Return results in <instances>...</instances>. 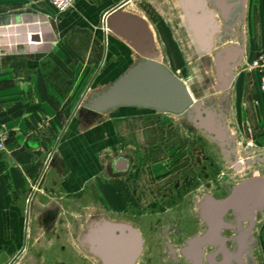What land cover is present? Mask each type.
Returning a JSON list of instances; mask_svg holds the SVG:
<instances>
[{
    "label": "rangeland",
    "instance_id": "1",
    "mask_svg": "<svg viewBox=\"0 0 264 264\" xmlns=\"http://www.w3.org/2000/svg\"><path fill=\"white\" fill-rule=\"evenodd\" d=\"M91 1L92 3L106 2V0ZM250 1L246 0L247 8ZM48 5V2L43 5L33 4L30 0H0V25L5 24L7 19L13 17L40 14L47 19H44L46 23L40 26L44 31V37L49 40L53 36L52 29H56L57 26L49 21L51 18L47 16L52 15L59 27L64 26V21L62 19L63 12L54 13L53 8L50 5L49 8ZM127 9L136 13L143 10L151 16L163 60L175 74L186 81L194 97V102L201 106H209L214 114L222 120L232 141L235 157L233 163L222 152L220 145L192 127L191 119L184 115L150 113L144 110L133 112L137 110L128 107L132 113H120L116 110L101 115L93 121L85 122L81 117L80 108L77 110L75 118H80L83 122L81 124L78 121V126L81 125L79 128L90 129V126H93L88 130L92 138L91 145L93 142L101 145L100 142L104 140H119L122 133L128 134L127 132L130 131L125 139L133 141L129 143V150L136 160L135 170L139 171L138 169L143 166L146 169H143L142 172L147 176L146 184H149L150 179H152L151 183L157 180L156 184L161 185V189L168 190L163 194L158 193V195L150 197L148 208L151 217L148 219L145 215L146 217L142 219L150 220L151 224H153V220H157V223L155 229L153 225L144 227L145 233L150 236V241L152 238L169 236L171 239L173 237L175 243H178L183 237L190 234V226H186V218L196 212L197 202L204 196L213 194L216 197H223L235 185L248 177L255 175L264 177V91L258 89L259 73L251 68L252 61L264 51V45H259L255 48L256 50H252L250 37L246 33V31L249 32V28L245 27L247 23L246 10L243 11L244 14L239 18L237 24L229 27L230 29L222 27L221 30L225 32L222 31L216 35V51L228 45H237L242 48L240 61L231 73L229 86L222 88L217 85V77L216 86L214 82H206L204 79L206 74L202 73V68L195 64L193 55L187 53L179 34L180 25L175 22L176 10L170 0H130ZM73 10L75 9L73 8ZM93 26L96 28L95 25ZM20 28L19 26L17 29L20 30ZM60 32L62 36V31ZM103 35L102 42L103 45H106L105 34ZM18 42L21 41H17L16 44H19ZM12 43L15 42L12 41ZM111 48L112 46L110 47L109 44V49L111 50ZM100 49H102V45ZM23 51L24 46L19 44L15 50L13 49L12 54L0 56V62H6L11 69L18 70V74L21 75L27 67L26 59L23 58L25 56L21 54ZM119 51L120 55H123L125 49L119 48ZM117 58V55L112 51L107 61H104L103 56V61L94 68L96 69L94 76L102 69L111 70L115 65L123 64L122 69H125L127 65L133 64L136 60L130 56L120 63ZM101 84L96 85L95 91L106 85ZM83 100L81 99V101ZM123 116L124 120H122ZM64 118L66 116L62 117L63 121ZM45 119L41 123L42 128L46 127V122H48V119ZM154 141H158V143L151 145ZM154 148L155 152L152 151ZM5 149L6 145L0 152V157ZM98 156L100 159L102 158L101 153H98ZM14 166L21 170L20 164H14ZM150 167H155L152 172L156 175L155 178L149 171ZM170 169L172 170L170 171ZM5 170L6 168L0 162V182L5 190L4 195L0 197V203H8L6 210L0 211V264H4L10 255L9 238L19 231L24 197L34 181L26 179L25 186L21 189V186L17 185L19 179L16 174L12 176L14 179H11L10 174H6L5 179H1ZM51 177L48 180V187L57 189L46 191V195L42 196L43 199H40L39 204L60 205L61 215L57 226L50 233H43L40 227H35V245L43 251L42 258L38 263L75 264V262H80L88 264L89 260L83 258L81 252L74 249V239L71 237H74L73 231L81 223L83 215L93 208L91 207L93 202L85 192L76 197L70 196L63 190L62 185L54 180L53 176ZM169 178H172V181L163 185V181ZM142 184L144 187L148 186ZM63 185L65 184L63 183ZM86 206L89 207L86 208ZM11 210L14 212L13 221L10 218ZM175 211L179 212V217ZM147 223L145 224L147 225ZM171 223H175L177 227L175 229L167 227ZM2 234L8 237L5 239ZM255 234L259 239L258 246L253 251L256 264H264V212L258 218ZM15 250L16 247L13 248V252ZM147 263L174 264L165 254L163 245L157 246L156 243L150 244L149 249L147 248L140 260V264Z\"/></svg>",
    "mask_w": 264,
    "mask_h": 264
},
{
    "label": "flooded vegetation",
    "instance_id": "2",
    "mask_svg": "<svg viewBox=\"0 0 264 264\" xmlns=\"http://www.w3.org/2000/svg\"><path fill=\"white\" fill-rule=\"evenodd\" d=\"M123 2L124 5L120 7V12L137 18L141 23L139 25L133 23L131 29L116 32L111 24L112 19L119 14H115L113 10L106 14L108 40L106 39L104 61L111 56L109 44L110 47L113 46L112 39H114L127 44L128 48L121 46L125 49L123 55L126 56L122 60H127L130 56L136 60L140 57H149L158 59L169 67L162 58L159 39L151 22V16L143 10H139V13L131 12L127 9L130 0H123ZM170 2L176 10L175 22L180 25L179 34L187 53L193 55L195 64L202 68V73L206 74L204 78L206 82H214L216 86L217 77V85H223L225 80L220 79L218 70H216V52L234 45H228L216 51V34L223 31L217 28L216 7H219V16L226 23L224 25L227 28L226 25L232 20V2L234 1L170 0ZM115 4L117 3H112L106 10ZM240 57L241 52L238 63ZM221 63L230 68V70H223V73L229 77L238 65L237 63L233 66L228 58H222ZM124 70H121L119 74ZM181 79L186 83L183 78ZM131 109L137 110L133 112L144 110L150 113L179 116L147 108L132 107ZM124 118L123 116L122 120ZM192 127L205 134L193 122ZM127 133H122L119 140H104L100 142L101 145L93 142L89 151L97 160L100 169L75 189H68L63 185L68 164L58 155L59 143H55L48 149L43 170L37 175L24 197L19 231L9 238L10 255L4 264H39L38 261L42 258L43 251L35 245V227H40L43 233H50L57 226L61 215L60 205L39 204L42 196L46 195V191L57 189L48 187V180L52 178L51 176L70 196L76 197L85 192L93 202L91 204L93 208L83 215L81 223L73 231L74 237H71L74 239V249L81 252L83 258L89 260L88 264H140L147 248L149 249L150 244L155 243L157 246L163 245L165 254L174 264H256L253 251L258 246L259 239L255 231L258 218L264 212V208L254 209L251 218H243L234 209L225 210L219 215L214 202L225 199L233 189L223 197L209 194L200 201L198 200L196 212L186 218V226H190V234L178 243H175L173 237L171 239L169 236L149 240L150 236H147L144 227L152 225L153 228L156 227L157 220H153L151 224L150 220L146 221L142 218L151 217L148 208L150 197L158 193L163 194L168 190L161 189V185L156 184L157 180L151 183L152 179H150L149 184H146L147 176L142 174L143 169H146L143 166L138 169L139 171L135 170L136 160L129 150V143L133 141L125 139L130 131ZM157 143L158 141H154L151 145ZM152 151L155 152V148ZM98 153L102 154L101 159ZM153 168L155 167H150L149 171L155 178L156 175L152 173ZM169 181H172V178L163 181V185H167ZM142 183L148 186L144 187ZM98 184L99 187L96 186ZM175 213L179 217V212L175 211ZM167 227L175 229L177 225L171 223ZM14 247L16 250L13 252ZM75 264L82 263L75 262Z\"/></svg>",
    "mask_w": 264,
    "mask_h": 264
},
{
    "label": "crops",
    "instance_id": "3",
    "mask_svg": "<svg viewBox=\"0 0 264 264\" xmlns=\"http://www.w3.org/2000/svg\"><path fill=\"white\" fill-rule=\"evenodd\" d=\"M30 1L38 5L47 2ZM233 1V16L226 25L227 28L237 24L246 10L245 27L249 28L246 33L250 37L252 50L264 45V0H251L248 8L246 0ZM120 2L123 1L106 0L92 3L91 0H76L75 10L63 12V27H59L52 15L47 16L51 18L49 21L57 26L52 29L53 36L49 40L44 37L40 26L46 23L47 19L40 14L13 17L0 25V56L12 54L13 49L20 44L24 46L21 54H24L23 58L27 63L26 71L23 70L20 75L18 70L11 69L6 62H0V126H3L6 145L5 152L0 157L1 164L6 168L1 176L2 180L6 174H10L11 179H14L12 176L16 174L19 179L17 185L23 189L26 179L35 180L43 170L47 151L57 142L60 145L58 155L68 164L64 177L66 188H77L99 171L98 162L89 151L92 138L88 130L93 126H90V129H80L78 121L81 124L82 119L90 122L108 112L94 118H89L84 112H81L82 119L75 118V115L79 109L78 103L89 91L95 90L98 83L108 84L124 70L123 64L115 65L111 70L102 69L94 76V68L103 61L105 55V44L102 42L104 32L99 28L101 15L112 3ZM48 7L50 8L49 5ZM218 8L217 6V28L221 30L226 23L219 16ZM19 26L20 30L17 29ZM34 30L37 32H33ZM34 34L38 35V40H31L30 37ZM105 38L108 40L107 36ZM17 41L21 42L16 44ZM112 43L114 44L111 51L121 63L126 56L120 55L119 48L127 45L114 39ZM238 48L242 53V48ZM116 110L120 113H132L128 107L113 111ZM63 116H66L64 121ZM45 118L48 119L46 123L49 125L46 124V127L42 128L41 123ZM14 164H20L21 170L15 168ZM2 186L0 182V197L5 193ZM7 205L6 202L0 203V211H5ZM13 213L11 210L12 221Z\"/></svg>",
    "mask_w": 264,
    "mask_h": 264
},
{
    "label": "water",
    "instance_id": "4",
    "mask_svg": "<svg viewBox=\"0 0 264 264\" xmlns=\"http://www.w3.org/2000/svg\"><path fill=\"white\" fill-rule=\"evenodd\" d=\"M122 5L124 2L117 3L102 14L104 18L112 10L115 14H119L112 19L111 24L116 32L131 29L133 23L138 25L141 23L137 18L120 12ZM29 28L33 29V27ZM30 38L38 40L39 37L34 34ZM240 52L237 46L216 52V70L220 79L225 80L220 87L227 88L231 80L223 73V70H230V68L223 66L221 59L228 58L235 66ZM83 99L78 106L79 111L84 112L89 118L120 107H140L185 115L220 145L222 152L231 163L235 161L232 141L222 120L209 106L196 104L187 84L158 59L140 57L115 79L99 90L90 91ZM214 204L219 215L225 210L234 209L243 218H251L254 209L264 208V177L253 176L241 181L233 187L230 195Z\"/></svg>",
    "mask_w": 264,
    "mask_h": 264
},
{
    "label": "built area",
    "instance_id": "5",
    "mask_svg": "<svg viewBox=\"0 0 264 264\" xmlns=\"http://www.w3.org/2000/svg\"><path fill=\"white\" fill-rule=\"evenodd\" d=\"M48 4L57 12H67L74 8L76 0H47ZM104 32V31H103ZM106 34V32H104ZM251 68L259 73L258 89L264 91V51L252 61ZM5 146L3 126H0V152Z\"/></svg>",
    "mask_w": 264,
    "mask_h": 264
},
{
    "label": "bare ground",
    "instance_id": "6",
    "mask_svg": "<svg viewBox=\"0 0 264 264\" xmlns=\"http://www.w3.org/2000/svg\"><path fill=\"white\" fill-rule=\"evenodd\" d=\"M99 26L101 27V29L104 31V32H106V30H107V26H106V24H105V18H104V16L103 15H101V18H100V21H99ZM42 33V32H41ZM105 37H106V34H105ZM33 44V43H32ZM37 44V43H36ZM189 89V88H188ZM189 91H190V89H189ZM190 93H191V91H190ZM191 95H192V93H191ZM192 98H193V101H194V97L192 96Z\"/></svg>",
    "mask_w": 264,
    "mask_h": 264
}]
</instances>
